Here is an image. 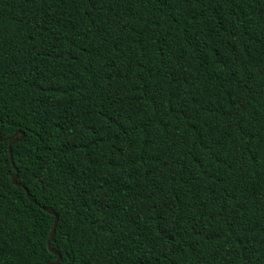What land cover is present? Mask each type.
Listing matches in <instances>:
<instances>
[{
  "label": "trees",
  "instance_id": "16d2710c",
  "mask_svg": "<svg viewBox=\"0 0 264 264\" xmlns=\"http://www.w3.org/2000/svg\"><path fill=\"white\" fill-rule=\"evenodd\" d=\"M17 130L0 264H264V0H0Z\"/></svg>",
  "mask_w": 264,
  "mask_h": 264
},
{
  "label": "water",
  "instance_id": "95a60500",
  "mask_svg": "<svg viewBox=\"0 0 264 264\" xmlns=\"http://www.w3.org/2000/svg\"><path fill=\"white\" fill-rule=\"evenodd\" d=\"M17 134H20V136L17 137V138L12 139V138H13L14 136H16ZM23 136H24V132L21 131V130H17V131H15L14 133H12L11 135H8V136H5V137L0 138V140H8V139L11 140L10 143H9V147H8V148H9V153H10L11 161H12V163H13V165H14L15 170H16V173H15V174L13 175V177H12V181H13V183H15V184H17V185H20V186H22V184H21L20 182L17 181V178H18V168L15 166V163H14V160H13V157H12L11 144H12L13 142H15V141L21 139ZM24 189H25V191H26L27 196L30 197L29 190H28L26 187H24ZM34 201H35V200H34ZM35 202H36V201H35ZM43 208L46 209L47 211H49L50 213H52V214L54 215V217H55V218H54L53 225H52V228H51V231H50V233H49V235H48V238H47V246H48V248H49L50 251H52L55 255H57V258H56L54 261H52L51 263H52V264H58L59 261H60V258H61V254H60L58 251H56L55 249H53V247L51 246V239H52V236H53L54 231H55V228H56V224H57L58 216H57V214H56L55 211H53V210H51V209H47V208H45V207H43Z\"/></svg>",
  "mask_w": 264,
  "mask_h": 264
}]
</instances>
